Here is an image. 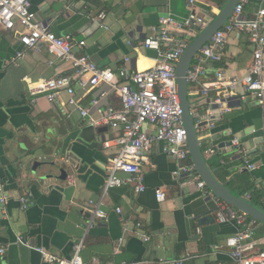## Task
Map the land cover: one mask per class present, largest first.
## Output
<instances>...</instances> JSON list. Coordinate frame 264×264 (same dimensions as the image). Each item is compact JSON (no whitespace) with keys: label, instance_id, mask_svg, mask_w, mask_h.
<instances>
[{"label":"crops","instance_id":"0c3cea01","mask_svg":"<svg viewBox=\"0 0 264 264\" xmlns=\"http://www.w3.org/2000/svg\"><path fill=\"white\" fill-rule=\"evenodd\" d=\"M226 3L198 0L197 12H217ZM260 6L258 0H252L245 7L244 18L252 19ZM32 10L57 36L85 41L81 52L100 68L114 71L153 67L157 53L144 48L145 39L155 35L161 18L184 20L189 15L183 0H33ZM19 52L24 58L14 65ZM253 53L248 35L235 32L228 36L223 60L206 66L243 77ZM72 72L71 63L58 61L45 48L28 50L15 32L0 29V187H4L0 200L8 197L6 204L0 201V249H5L0 264H47L37 251L41 247L70 259L79 243H83V260L94 264H236L226 241L238 227L217 221L218 198L204 195L197 183L174 176L177 166L165 154L163 143L153 145L149 163L142 167L143 193L127 185L103 198L114 154L103 143L117 132L108 125L92 126L76 108L67 106L65 95L61 105L51 104L45 97H31L24 83L26 77L38 81ZM76 92L86 107L107 92V97L100 98L99 108L121 109L120 99L107 85L88 94L76 86ZM189 96L198 115L195 122L209 123L200 135L204 139L201 148L215 177L264 209V107L248 98L232 103V111L222 114L212 99L201 97L195 88L189 89ZM97 109L90 108L91 117H97ZM235 138L241 142L239 147L232 143ZM207 149L217 153L208 156ZM242 150L256 164L255 170L240 171ZM37 162L40 166L34 173ZM63 165L68 173L65 181L59 178ZM159 192L165 194L162 202L157 199ZM28 195L33 204L22 210L20 198ZM102 199L107 218L96 219L90 226V202ZM118 208L122 214L117 213ZM206 217L213 221L201 223ZM20 238L30 246L20 244ZM247 249L264 250L262 224Z\"/></svg>","mask_w":264,"mask_h":264},{"label":"built area","instance_id":"2783aa9c","mask_svg":"<svg viewBox=\"0 0 264 264\" xmlns=\"http://www.w3.org/2000/svg\"><path fill=\"white\" fill-rule=\"evenodd\" d=\"M32 1L0 0V29L15 32L26 49L38 52L45 48L58 61L72 65L73 72L68 76L38 81L24 78L31 97H45L51 104L61 105L65 95L67 106L76 108L83 118L90 120L92 126L108 125L117 132L116 136L106 138L103 143L106 150H114L109 160L103 198L109 191L127 185L134 186L137 193H143L146 187L142 167L149 163L153 145L159 142L164 144L165 154L176 163L174 176L178 179L187 178V183H197L204 195L212 196L213 193L207 189L191 160L176 69L186 50L215 19L221 8L217 12L200 14L197 12L198 0H183L189 9L188 17L184 20H177L172 16L161 18L159 26L154 30L155 35L146 38L143 43L145 49L157 53L154 66L134 71L122 67L114 71L100 68L81 52L86 46L85 41L54 34L45 23L37 19L32 10ZM251 1L239 0L228 22L199 51L187 72L189 89L195 88L201 97L212 99L222 114L232 111V103L248 98L256 99L259 105L264 107V0H258L261 6L254 17L245 19V7ZM235 32L246 33L254 46L253 61L243 77L228 76L224 69H210L206 66L208 63L217 64L223 60L228 36ZM23 58L24 53L19 52L13 64L18 65V61ZM102 85L109 86L111 92L120 99L121 109L99 108L100 98L107 97V92L102 93L100 98H93L90 107L84 106L82 99L77 95L76 86L88 94ZM91 107L98 108L95 118L91 117ZM191 113L197 120L198 115L194 109H191ZM199 122L195 123L197 130ZM262 140L264 144V136ZM203 141L204 139L199 137L201 147ZM232 143L236 147L241 145L238 138ZM216 153V149L206 150L208 156ZM240 155L244 162L240 171H253L257 168L244 150L240 151ZM122 174L127 177L123 178ZM0 191L4 193L3 186ZM157 199L159 202L164 201L165 194L159 192ZM7 200L8 197L4 195L0 200L1 204H6ZM32 204V195L20 198L22 210H27ZM102 205L103 199L99 203L90 202L87 209L91 215L90 226L96 219L107 218ZM218 209V222L234 223L238 227L237 233L226 241V246L232 251L233 261L236 264H264V250L247 249L259 222L222 200L218 203ZM116 211L122 214L120 208ZM137 226L139 228L142 224ZM147 240L146 237L145 241ZM19 243L30 246L22 238ZM82 248L83 243L76 244L74 255L70 259L57 257L42 247L37 248V251L47 264H94L83 260ZM4 254L5 249H0V255Z\"/></svg>","mask_w":264,"mask_h":264},{"label":"water","instance_id":"95a60500","mask_svg":"<svg viewBox=\"0 0 264 264\" xmlns=\"http://www.w3.org/2000/svg\"><path fill=\"white\" fill-rule=\"evenodd\" d=\"M239 0H227L224 7L221 8L219 14L215 19L202 31L198 37L192 42L189 48L186 50L182 58L180 59L177 69V84L179 98L181 101V108L183 110V118L185 123V129L187 132L188 146L193 164L196 167L197 173L201 180L205 183L207 189L213 193V195L227 203L235 210L245 213L250 218L257 220L260 224L264 225V209L257 207L251 201L241 197L240 195L232 192L225 184L221 183L214 175V171L208 165L207 160L204 157L202 148L199 143V137L202 134V130L209 124L208 122H202L196 129L195 119L191 113L192 106L189 101V86L186 81L187 72L196 55L199 51L212 39V37L228 22L232 16L236 5ZM65 161L63 160V163ZM72 166H76L72 160L68 161ZM40 166V163H35L33 172ZM61 176L60 180L65 181L68 178V173L63 166H60ZM4 191V187H3ZM202 222L213 221L212 217H206Z\"/></svg>","mask_w":264,"mask_h":264},{"label":"rangeland","instance_id":"374dc122","mask_svg":"<svg viewBox=\"0 0 264 264\" xmlns=\"http://www.w3.org/2000/svg\"><path fill=\"white\" fill-rule=\"evenodd\" d=\"M193 63V62H192ZM189 101H190V104H191V106L193 107V104H194V100L192 99V97L191 96H189ZM264 226V225H263Z\"/></svg>","mask_w":264,"mask_h":264}]
</instances>
